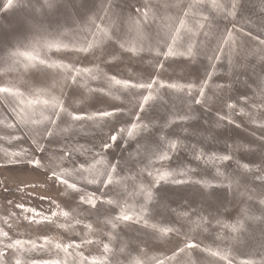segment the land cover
<instances>
[{
	"label": "snow or ice",
	"instance_id": "snow-or-ice-1",
	"mask_svg": "<svg viewBox=\"0 0 264 264\" xmlns=\"http://www.w3.org/2000/svg\"><path fill=\"white\" fill-rule=\"evenodd\" d=\"M17 10L25 11L21 31L29 35L16 39L21 31L0 24L9 37L0 46V67L37 72L41 78L28 84L0 82V167L40 170L46 181L61 186L57 191L72 197V204L51 200L47 210L18 204L19 215L0 216V264H111L121 226L170 245L148 253L140 251L145 241H137L132 251L131 242L124 241L121 254L127 261L122 264H201L198 253L208 264H264V164L242 165L258 186L249 188L218 166L235 159L232 146L225 141L223 150L212 147L220 140L216 129L244 126L236 116L264 129V0L250 7L246 0H127L119 10L114 0H3L0 5V14ZM249 54L261 67L251 82L240 79L254 69ZM224 61L228 79L215 81ZM101 79L103 87H92ZM237 80L246 90L236 87ZM79 86L121 103L75 111L65 93ZM156 104L165 114L149 118ZM195 106L213 117L199 128L192 123L199 120ZM81 136L94 139L81 144ZM116 148L127 154L114 155ZM181 152L196 167L171 169L169 162ZM200 165H212L211 179L206 171L194 178ZM165 186L192 191L176 199ZM244 197L257 201V211L242 210L231 222L222 219L232 201ZM102 210L109 213L104 218L109 230L107 242L99 241V255L81 251L97 243L92 222L84 223L80 243L46 231L33 236L17 230L22 220L26 226L68 231L80 224L79 215ZM213 224L219 228L217 239L239 240L246 234L254 245L237 255L227 245L197 242L193 229L185 230L195 225L208 231Z\"/></svg>",
	"mask_w": 264,
	"mask_h": 264
},
{
	"label": "rangeland",
	"instance_id": "rangeland-1",
	"mask_svg": "<svg viewBox=\"0 0 264 264\" xmlns=\"http://www.w3.org/2000/svg\"><path fill=\"white\" fill-rule=\"evenodd\" d=\"M32 0H18V3L25 4L31 3ZM127 0H114V3L117 5V10L123 7L124 3ZM154 3H160V0H153ZM226 2H230V0H226ZM254 0H246V4L250 7ZM3 4V0H0V5ZM25 15V11L17 10L12 13H2L0 14V24H6L12 26L14 29L21 31L23 25V17ZM220 24L226 23L223 20L218 21ZM29 34L27 32H22L21 34L16 36V39H25ZM9 39V37L0 32V46H2V42ZM248 47L251 46V41L247 43ZM2 53H0V60H2ZM249 64L254 65V69H249L247 73H243L240 76V79H244L245 77L251 82L255 80L259 73L261 72V67L258 65L255 57L252 54H249L248 58ZM199 66V65H196ZM226 61L222 62L221 65H218L220 68L217 76L214 77L215 81L224 82L228 79L227 76L224 75L226 69ZM104 71L109 72V74H117L111 65H102ZM121 67H124L121 65ZM128 69L132 72L137 71V66L128 65ZM169 76H173L174 74L169 73ZM38 78H41V74L37 72H27L24 73L22 71L17 72L15 70H5L3 67H0V82L5 80H17L22 79L25 84L30 82L34 83ZM167 78V76L165 77ZM105 82L103 79L100 81L92 82V87H103ZM236 87L241 90L244 89L243 85L239 80L236 81ZM23 90V89H22ZM166 91V90H165ZM67 100L66 102L70 104L75 111L82 110H94L95 107H105L110 104H119L121 101L114 100L110 96L103 95H90L87 89L83 86H79L76 89H69L65 93ZM167 94L165 95V99H167ZM123 96L121 97V100ZM177 104L179 102L177 101ZM196 113L199 114V120H193V127H200V123H203L206 120H212V114L207 112H202L199 106H195ZM165 114V109L161 108L159 104L153 106L152 111L148 113L149 118H162ZM0 115H4V113H0ZM235 119L238 121H242V128H234L229 127L225 129L223 126L215 130V134L220 138V140L213 145V150L220 149L223 150L224 142L227 141L232 146L233 156L235 159L230 162H225L224 164L218 165L221 171H226V174H230L234 176L241 185H246L249 188L258 187L256 182L242 170V165L245 162H253L257 160H261L262 164H264V157H262V153H264V141L257 139V137H264V129L253 127L249 121L248 117L236 116ZM21 134H23L21 132ZM94 137L91 136H81L80 143H90ZM30 142L26 141L24 146L28 147ZM134 146V142H133ZM250 146H254L259 149L255 154L251 151ZM114 155H126V152H122L119 148L113 150ZM2 155V154H0ZM37 155H41L37 153ZM188 164L192 167H196V163L191 160V157L187 152H181L180 154L174 156V158L169 162V166L171 169L177 168L179 165ZM207 172L208 175L206 178L211 179V175L214 174L215 169L212 165H200L197 168V172L194 178H199L201 174ZM215 183V182H214ZM61 186L56 184L52 185L50 180L46 181L44 175L40 170H34L31 166H25L22 164L17 165H9L7 167H0V216H7L10 212H16L18 215L20 214V209L16 208L15 205L23 204L26 207H34L37 209H45L47 210L49 207V202L51 200H55L60 203L62 206L67 207L72 204V197L66 194H62L61 191H57V188ZM168 191L176 193V199L179 196L191 192V188H174L172 186H165ZM87 190L91 191L92 187L87 186ZM243 191V188L241 189ZM41 197H45V199H41ZM177 205L173 204V207ZM242 206H244L242 208ZM258 209L257 201L255 199L249 200L247 197L241 199H234L229 205V209L224 213L222 219L225 221L231 222L234 217H236L242 210L249 211V213L256 212ZM162 210H157V214ZM76 215V213H73ZM109 213L107 211H100L96 215L85 216L81 214L78 216L80 220V224H76L75 228L65 231L63 229H58L53 225L44 226V225H33L26 226L28 222L20 221V225L17 230L19 231H28L31 232L33 236L41 235L42 231H46L50 234L55 235L58 239L69 241L73 240L76 243H80L81 236L83 235L85 229L83 227L84 223L92 222L93 228L95 231V235L93 239L97 241V243L92 245H85L81 251L84 252L85 255L91 254H101L102 248L99 244V241L105 240L107 242V233L108 226L104 222V218L107 217ZM97 216L100 217L97 220ZM3 222L0 221V224ZM13 225L16 224V221H12ZM75 223V222H73ZM188 227H191L194 231V235L196 236V241H202L205 244L209 245H227L232 248L234 254L241 255L246 250L254 245V241L250 239L246 234L239 240H231L225 238L224 240L217 239V232L219 228L213 224L209 227L208 231H203L202 229H197L195 225L185 226V230ZM9 231L10 235H15V232L12 228H6ZM79 233V235L77 234ZM143 240L145 243L141 247L140 251H146L148 253H158L162 249L168 248L170 245L158 241L155 239H150L145 236L140 231H135L130 228H126L121 226L119 229V234L116 239L112 243L113 253L108 257L110 259L111 264H122V262L127 261V256L121 254V243L124 241H130L131 247L129 251H132L135 248V244L137 241ZM71 251V250H70ZM39 255V254H37ZM133 255L135 253L133 252ZM200 259L201 264H208V260L203 257L202 254H197ZM72 259V257H69Z\"/></svg>",
	"mask_w": 264,
	"mask_h": 264
}]
</instances>
